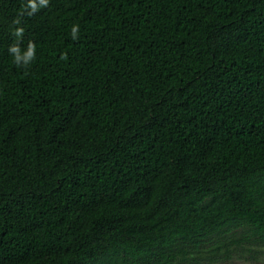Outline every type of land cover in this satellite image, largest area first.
<instances>
[{"label": "trees", "instance_id": "1", "mask_svg": "<svg viewBox=\"0 0 264 264\" xmlns=\"http://www.w3.org/2000/svg\"><path fill=\"white\" fill-rule=\"evenodd\" d=\"M24 3L0 0V264L256 259L264 0H50L27 69Z\"/></svg>", "mask_w": 264, "mask_h": 264}, {"label": "clouds", "instance_id": "2", "mask_svg": "<svg viewBox=\"0 0 264 264\" xmlns=\"http://www.w3.org/2000/svg\"><path fill=\"white\" fill-rule=\"evenodd\" d=\"M50 0H25L22 5L21 11L13 19L12 23L16 27L12 31V35L15 37V42L9 45L7 51L12 58V62L15 66L27 69L36 60V43L29 40L25 47H21L20 41L25 34V28L22 26V19L25 16L31 17L37 14L41 9L47 8ZM80 26L73 24L70 29L71 39L73 41L79 40ZM61 59L67 60L66 53L61 54Z\"/></svg>", "mask_w": 264, "mask_h": 264}, {"label": "rangeland", "instance_id": "3", "mask_svg": "<svg viewBox=\"0 0 264 264\" xmlns=\"http://www.w3.org/2000/svg\"><path fill=\"white\" fill-rule=\"evenodd\" d=\"M256 250L259 251V248H257ZM260 250L261 251L259 252V254L257 252L256 259H253V260L235 256L228 261L215 263V264H264V248ZM206 264H212V263H206Z\"/></svg>", "mask_w": 264, "mask_h": 264}]
</instances>
